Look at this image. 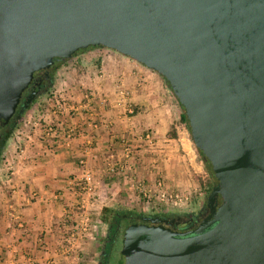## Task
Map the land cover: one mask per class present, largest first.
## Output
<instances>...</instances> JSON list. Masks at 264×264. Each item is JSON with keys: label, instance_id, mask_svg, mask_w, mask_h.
Segmentation results:
<instances>
[{"label": "water", "instance_id": "1", "mask_svg": "<svg viewBox=\"0 0 264 264\" xmlns=\"http://www.w3.org/2000/svg\"><path fill=\"white\" fill-rule=\"evenodd\" d=\"M90 47L166 81L215 179L195 230L129 225L117 264H264V0H0V123Z\"/></svg>", "mask_w": 264, "mask_h": 264}, {"label": "crops", "instance_id": "2", "mask_svg": "<svg viewBox=\"0 0 264 264\" xmlns=\"http://www.w3.org/2000/svg\"><path fill=\"white\" fill-rule=\"evenodd\" d=\"M60 66L3 153L0 264H76L103 209L127 210L141 200L128 187L131 177L160 181L166 192L189 198L195 189L189 167L200 166L180 106L160 75L104 48L81 51ZM49 127L54 132L47 134ZM86 172L93 192L83 197V211L77 181ZM83 224L72 243V226Z\"/></svg>", "mask_w": 264, "mask_h": 264}, {"label": "flooded vegetation", "instance_id": "3", "mask_svg": "<svg viewBox=\"0 0 264 264\" xmlns=\"http://www.w3.org/2000/svg\"><path fill=\"white\" fill-rule=\"evenodd\" d=\"M54 75L55 72L52 68H50L34 76L32 82L28 86V89L24 93L20 106L18 107V110L23 109V103H25V101H30L29 104L27 103V108L24 110L20 119H15V117L17 116L16 113L14 115L15 117H13L8 123H0V149L3 147L5 138L8 133L11 132L13 127H16L19 124L23 115L29 109V107H31L37 99L45 95L52 87V85L54 84ZM208 195L203 204L199 208H197L196 211H192L190 213L174 214L157 212L148 215L137 214L131 216H123L116 230L112 229V226L107 227V233H105L104 241L99 250L97 261L95 264H117L119 260V251L122 247V236L125 228L132 224L150 225L149 223L144 222V219L146 218H158L160 221V225L177 232H188L195 230L199 226L201 219L208 217L211 213V207L209 208L206 206ZM217 202H219V199H217ZM117 243L120 245L118 251L115 249Z\"/></svg>", "mask_w": 264, "mask_h": 264}, {"label": "rangeland", "instance_id": "4", "mask_svg": "<svg viewBox=\"0 0 264 264\" xmlns=\"http://www.w3.org/2000/svg\"><path fill=\"white\" fill-rule=\"evenodd\" d=\"M110 51H112V50H110ZM113 52H115V51H113ZM73 57L68 59V60L60 62V64L56 68L55 74H56L57 70L61 67L60 65L62 63H66V61H70L71 59H73ZM54 83H55V75H54ZM53 85H52V87H53ZM47 93H49V92H47ZM55 100L61 104V101L59 99H55ZM17 127H18V125L16 126V129H17ZM185 132L187 133V135L190 138V134L188 133L186 128H185ZM11 138H13V134L11 135V137L9 139H11ZM8 141H7V144H8ZM7 144H6L5 148L7 147ZM5 148H4V151H5ZM4 151H3V153H4ZM194 151L196 153V159H197L195 161V164L199 165L200 167L198 166L199 168H198L197 172H195V170L193 168L189 167V169L191 171L190 178L192 179V185L195 187V189L193 190V192H191V198H189V196H186L188 198V201L184 207L178 208V209H169V208H166L162 205H158L156 203H148L146 200L141 198V200L137 201L134 204V206L132 205V206L128 207V209L125 211H129L133 214H140V215H148V214L157 213V212L185 214V213H190L192 211H196L197 208H199L203 204L207 195L209 194L208 186L211 184L212 178L206 173V170L204 169V165L202 164L201 158L197 154L195 147H194ZM3 153H2L1 161H0L1 171L3 170ZM200 162H201V164H200ZM4 175L5 174H3V172H0V176L2 177V180L6 179ZM214 185H215V183H214ZM176 193H178V192H176ZM99 226L100 227H99L97 233H93V238H92L93 240H91L89 242V244H87V248H86V250H84L85 253L84 254L80 253L79 260L76 261V264H78V263H80V264H95L96 263L99 250H100L101 245L103 244V241H104L105 233H107L108 225L103 224L101 222V224H99ZM68 237H69V235H68ZM118 243L116 244V247H115V249L117 251L119 250V247H120V245Z\"/></svg>", "mask_w": 264, "mask_h": 264}, {"label": "built area", "instance_id": "5", "mask_svg": "<svg viewBox=\"0 0 264 264\" xmlns=\"http://www.w3.org/2000/svg\"><path fill=\"white\" fill-rule=\"evenodd\" d=\"M60 105V104H59ZM54 130L52 127L47 128V134L53 133ZM73 133V130H69V135ZM146 141L151 144L150 138L147 137ZM124 155L126 158H129L131 152V149L128 146H124ZM78 182V186L82 193V199H81V209L84 211V205H85V199L84 196L90 197L93 192V176L91 173H84L81 177V179ZM128 187L129 189L140 196L142 199L146 200L148 203H156L158 205H162L169 209H178L182 208L187 204L188 198L184 196L181 193H169L166 192L163 189V185L160 181H154L152 185L144 184L143 181H136L131 177L128 179ZM87 219L85 220L84 224H86ZM82 225V229H80V226L74 225L72 226L70 233H69V240L71 242H74L78 236L79 233H77L79 230H82L86 227Z\"/></svg>", "mask_w": 264, "mask_h": 264}, {"label": "trees", "instance_id": "6", "mask_svg": "<svg viewBox=\"0 0 264 264\" xmlns=\"http://www.w3.org/2000/svg\"><path fill=\"white\" fill-rule=\"evenodd\" d=\"M98 48H103V47H98ZM87 49H96V48L90 47V48H87ZM85 50H81V51H85ZM81 51H79V52H81ZM79 52H77V53H79ZM62 61H65V60H62ZM62 61H60V62H62ZM60 62L57 63V64H55V65H53L51 67L54 72L56 71V68L60 64ZM180 110H181L180 121H181V123L184 124L186 130L189 133V127H188V123H187L186 118H185L184 110L181 107H180ZM15 129H16V127H13L12 130H11V132L8 133V135L5 138L4 145L0 149V161H1V156H2V153L4 151V148H5L6 144H7V141L9 140V138L11 137V135L13 134V132L15 131ZM169 137L175 138L174 131H171L169 133ZM197 154L201 158V161H202V164L204 165V169L206 170V173L212 178V182L208 186V192L210 193V191H211V189H212V187H213V185L215 183V179L213 177V174H212L211 167H210L209 163L204 159V157L201 155V153L197 152ZM131 215H137V214H133V213H131L129 211L119 210V209H103L102 210V217H101L100 221L103 224H107L108 226H112V229L116 230V228L119 226V223L122 220V217L123 216H131Z\"/></svg>", "mask_w": 264, "mask_h": 264}]
</instances>
